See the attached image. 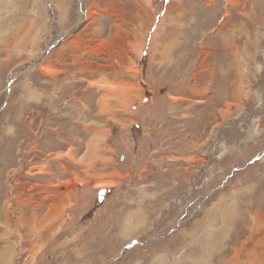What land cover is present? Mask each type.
I'll use <instances>...</instances> for the list:
<instances>
[{"label": "rangeland", "instance_id": "obj_1", "mask_svg": "<svg viewBox=\"0 0 264 264\" xmlns=\"http://www.w3.org/2000/svg\"><path fill=\"white\" fill-rule=\"evenodd\" d=\"M0 264H264V0H0Z\"/></svg>", "mask_w": 264, "mask_h": 264}]
</instances>
